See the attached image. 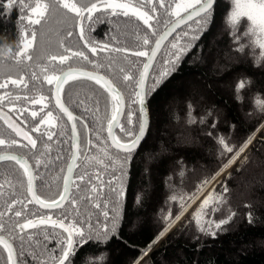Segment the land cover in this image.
<instances>
[{
    "label": "trees",
    "instance_id": "1",
    "mask_svg": "<svg viewBox=\"0 0 264 264\" xmlns=\"http://www.w3.org/2000/svg\"><path fill=\"white\" fill-rule=\"evenodd\" d=\"M44 2L49 4L45 20L41 25H29L30 7L22 5H34V0H14L11 9L7 8V0H0V83L8 81L6 88L0 89L3 97L0 106L10 108L27 121L24 128L32 130L37 146L26 147L23 152V146L17 145L19 139L1 120L0 139L17 141L9 151L19 150L29 159L39 197L51 202L62 193L73 150L72 139L65 143L66 138L72 137L71 128L53 99L55 84L49 85L45 76H59L66 69L77 67L112 80L126 98V116L117 136L122 143H128L131 137L125 132L138 133L140 113L138 104L133 103V90L146 60L136 57L134 52L150 51L165 29L151 21L153 29H148L136 17L101 10L84 22V40L90 48L96 45L102 48L107 43L109 48L126 51L98 48L92 54L78 34L74 14L58 8L52 0ZM69 2L82 5L95 0ZM134 4L142 8L140 3ZM234 10L235 0H216L206 21L203 16L180 30L160 54L147 87L149 133L124 165V195L118 204L108 201L107 218L97 216L98 210L89 207L92 226L89 231L84 217L74 211L70 202L62 210L41 212L25 199L27 177L23 170L15 163H3L0 211L12 201L13 194L24 201L5 213L6 228L11 220L17 219L14 216L17 210L22 211L21 222L25 218L51 216L67 225L77 223L90 238L82 241L75 236V253L65 264H264V47H261L264 40L247 18L233 22ZM32 31L36 32V41L28 54L33 59H17L24 33L30 37ZM69 31L72 36L67 35ZM146 34L149 44L143 45ZM182 47L185 50L179 60L173 57V67L168 63L169 56ZM78 51H84L94 63L72 55ZM52 55L57 60L52 61ZM62 55L69 59L62 63L59 60ZM166 69L170 71L161 79L160 73ZM125 74L133 76V81H123ZM14 79L22 83L11 84ZM107 95L101 86L84 78L67 84L63 92L65 104L78 117L82 139L73 194L90 195L89 175H99L104 181L113 175L121 176L120 164L125 154L117 152L108 139L113 113L112 101L105 102ZM41 96L44 99L40 103H33ZM32 111L38 115L32 117ZM48 111L53 114L49 124L38 123ZM35 127H40L41 132H35ZM46 130L55 133L51 141L46 134L41 135ZM101 149L107 150L111 161ZM58 153L62 159H56ZM37 159L42 161L38 169ZM98 160L108 164V169ZM83 173L87 175L81 181L77 177ZM242 183L249 184L248 196L242 195ZM102 191L107 196L109 189L104 187ZM84 204L85 201L78 200L76 208L83 212ZM33 211L35 217L31 215ZM179 220L182 222L175 225ZM45 231L49 241L43 238ZM27 232L32 234L34 243L47 246V255L40 257L39 264H58L66 243L59 244L51 236L67 235L50 225ZM17 243L13 242L15 247ZM4 258L5 252L0 256V264L5 262ZM18 259L37 264L28 255Z\"/></svg>",
    "mask_w": 264,
    "mask_h": 264
},
{
    "label": "snow or ice",
    "instance_id": "2",
    "mask_svg": "<svg viewBox=\"0 0 264 264\" xmlns=\"http://www.w3.org/2000/svg\"><path fill=\"white\" fill-rule=\"evenodd\" d=\"M52 3H54L58 8H62L66 10L67 13H72L74 16L72 17L74 20L77 21V26L79 27V35L80 38L84 39V27L83 24L86 20L90 21L92 19V15L96 12H99L101 10H104L105 12H108L111 15H117V16H124L129 17L133 16L138 18L139 20L143 21L144 25H147L148 29H153V25L150 23V20L153 18L149 15L148 12L140 10L139 7L133 6L131 3L128 2V0H123V2H117V0H95V2H91L90 4H82L78 5L76 2H69V0H52ZM145 3H148L151 6V10L153 13L156 11L155 4L153 3V0H145ZM156 4H159V7L163 10L165 20H164V31L162 34L159 35L158 39L154 42V47L151 48L150 51L146 50H137L134 52V55L136 57H142L146 58V60L142 64V71L138 74V79L134 81L135 88L133 90V95L135 96V100L133 103L139 104V110L140 113L146 117V105H145V81L147 79L149 69L152 67L153 61L155 60L158 51L161 49L162 43L167 39L169 35H171L172 32L176 30L181 24L186 23L189 20H192L193 16H199L201 13H208L209 10L212 8L213 0H203V3H201V0H194V2L191 3H176L175 6L171 3L165 7V0H155ZM14 0H7V8L11 9L13 7ZM199 5L197 8L196 6ZM2 6V5H0ZM23 7L27 8L30 7L32 15L27 17V22L29 25H41L42 21L45 20V17L48 15L49 11V4L47 2H44V0H34V5H28L23 4ZM192 9L191 12H189V9ZM181 11L187 12L188 15L186 17H181ZM171 17H175L176 19L172 20ZM239 17H247L248 20L251 22V24L254 26L253 30L256 29L259 30L261 34H264V0H247V2H243L242 0H235V11L232 14V21L235 22L237 18ZM99 19V18H97ZM202 19L205 21L207 20V16L205 15ZM171 25V26H170ZM68 36H72L73 33L69 31L67 33ZM151 35H155V31L153 30ZM187 35V33H185ZM36 41V32L32 31L31 35L29 37L28 33H24V43L23 47L16 53L17 59H26L31 61L33 57L28 54L29 50L33 47L34 43ZM88 41L84 40L85 46L88 45ZM143 45L149 44V38L148 34H146L142 38ZM172 47L174 49L177 48L176 44H173ZM261 47H264V43H261ZM98 48H101L100 45H96L91 47V53L95 54L97 53ZM103 49H109V51L114 52H124L126 49H122L119 47L116 48H109V45L106 43L102 46L101 50ZM185 49L182 47L177 50V52H173L169 56V64H172L173 67V57L176 61L179 60L180 54L183 53ZM67 51V49H66ZM73 56L81 57L83 60L88 61L89 63H94L93 61H90L88 56L85 55L84 51H78L73 52ZM50 59L52 61L57 60V56L52 55L50 56ZM69 59L68 56L62 55L59 57V60L63 63ZM100 67V66H97ZM109 67H111V64H109ZM46 72L47 69H44ZM124 69L121 68V72H123ZM170 69H166L164 72L160 73V78L162 79L164 76L168 74ZM77 75L86 77L89 81H95L96 84H101V81H104L103 87L108 94L105 97V102L110 99L112 101V116L111 121L117 120V115L120 114L119 105L123 102L122 96L119 92V90L110 82L104 80L103 76L95 75L91 72H80L77 73L73 70H69L66 73L63 74V76H45V79L47 80V83L49 85L55 84V97H56V105L59 108V111L64 114L69 121H73L72 124V132L73 136L68 137L65 140V143L68 139H72L75 141L74 147L77 149L76 152L70 153V159L71 163L67 166L66 172L67 176L63 180V191L62 193L58 194V199H53L51 202H46L45 200H42L35 191L34 188V175L32 173L31 167L28 165L27 161L24 160L22 157H18L17 155L13 154H7V155H0V160H7V161H15L17 165L23 170V173L26 175V193H25V199L27 200L28 204H39L41 207L46 208H63V203L65 200H69L70 204L72 205L74 211L77 212L78 215H82L84 217V225L91 231V217L88 215V208L91 207L92 209L98 210L97 216L102 215L104 218L108 217V210H107V204L108 201H112L116 204L119 203V200L124 195V188H123V169L124 165L127 163L129 157L131 156L132 152L135 150L137 145L139 144L140 140L145 135V123L143 120L138 121L139 128L138 133L133 134L131 130H128L125 132V135L130 136L131 140L128 143H122L121 140L116 137L115 135L112 136V146H114L116 149H119L125 153V156L123 157V163L120 164V171L121 176H115L108 181H104L100 178L99 175L91 176L89 175L88 184L90 185V195H79L73 194L71 192V186L74 184V181L72 179L74 168L77 166L76 161L79 158V136L76 134V117L73 116L72 112L69 111L67 107L61 102L60 95L62 91V85L66 83L70 78H75ZM123 81H133V76L125 74L123 76ZM159 81H154L155 83H158ZM8 81H5L4 83H0V89H4L7 86ZM11 84L13 85H19L22 83L21 80H11ZM153 85V87H154ZM139 89V90H136ZM151 90V88L149 89ZM44 97L41 96L38 100H33V103H40L41 100H43ZM0 100H3V97H0ZM99 103V101H97ZM87 111V109H85ZM38 114L36 111L31 112L32 117H36ZM53 114L51 111L46 112L44 117H41L40 121L38 123H43L45 125L49 124V121L52 120ZM0 119H4L5 122L8 124L9 128H13V130L18 135H23V137L27 140L28 145H30L32 148H36L37 141L32 138V136L28 135L27 132H23L20 128L14 126V124L9 121L6 117H0ZM129 123H131V118L129 117ZM35 132H41L40 127H35ZM108 131L111 134L112 133V123H109ZM121 131H125L123 127H121ZM47 135V140L51 141L53 139V135L55 133L50 130H46V132H42L41 135ZM17 143L16 140H12L9 144V147L12 145H15ZM60 141H57V144H59ZM5 140L0 139V145H4ZM50 151V149H47ZM231 151V149H228ZM101 151L104 153V156L108 158L109 161H111V156L108 155L106 149H101ZM63 157L58 153L56 159H62ZM41 159H37L35 162V167L38 169L41 166ZM98 163L102 164L104 169L107 170L109 165L104 164L103 160H98ZM45 168L47 167V164L44 165ZM63 171V170H62ZM85 175L87 173L78 174V179L83 181L85 178ZM94 181H99V184L94 183ZM77 189H79V185H76ZM104 187H107L109 189V192L107 196L103 193L102 189ZM0 188H3L2 185H0ZM78 200L85 201V204L83 205L84 211L80 212L79 209L76 208ZM24 204L23 200L17 199L15 197V194H13V199L11 202L8 203V206L5 208L4 211H0V247L6 252V258L5 264H27L26 261L23 259H18V257L22 258L26 255L31 256L33 261H36L37 264H39L40 257H43L47 255V246H40L38 242L32 241V234H29L27 232L28 229H37L41 225H47L51 224L53 229L59 228L63 229L65 233H67L66 238H59L56 235H52V240H57L59 244H65L66 248H61V256L58 260V264H65V261L69 259L70 254L73 252V237L79 236L82 241L89 239L90 237L85 236V228L77 226V223L73 222L70 225H65L63 220L57 219L53 220L51 216L47 217H39V218H25L23 222L19 218L22 217V211L17 210L14 211V216L17 218L16 220H11L10 224L5 226V223L3 221V217L5 216L6 212H12L15 204ZM208 201H205V204H207ZM66 211V210H65ZM33 217L36 216L35 211L31 214ZM63 215V213L61 214ZM216 227H219V225H216ZM6 233V234H5ZM99 235V233H98ZM43 238L45 241H49L50 237L49 234L45 231L43 233ZM18 242L17 247L19 251H17V247H14L13 242Z\"/></svg>",
    "mask_w": 264,
    "mask_h": 264
},
{
    "label": "water",
    "instance_id": "3",
    "mask_svg": "<svg viewBox=\"0 0 264 264\" xmlns=\"http://www.w3.org/2000/svg\"><path fill=\"white\" fill-rule=\"evenodd\" d=\"M215 3H216V0H213V4H212V8L209 10V12L213 9V7H214V5H215ZM207 13H201L199 16H193V18H192V20H189V21H187L186 23H184V24H181L178 28H176V30L174 31V32H172L171 33V35H169L168 37H167V39L162 43V46H161V49L158 51V53H157V56H156V58H155V60L153 61V64H152V67L149 69V73H148V76H147V79H146V81H145V89H144V91H145V105H146V113H147V115H146V117H144L141 113H140V110H139V113H140V120H143L144 121V123H145V135L143 136V138L140 140V142H139V144L137 145V147L135 148V150L132 152V153H134V152H136L141 146H142V144L144 143V141H145V139H146V137H147V135H148V133H149V128H150V112H149V109H148V103H147V86H148V82H149V78H150V75H151V73H152V70H153V68H154V66H155V64H156V62H157V60H158V58H159V56H160V54H161V52L163 51V49H164V47L166 46V44L168 43V41L171 39V38H173L183 27H185V26H187L188 24H190V23H192L193 21H195V20H197V19H199L200 17H202V16H204V15H206ZM188 14H186L184 17H186ZM78 30H79V27H78ZM84 42V41H83ZM154 47V46H153ZM69 70H73V71H75V72H77V73H80V72H91V73H93V74H95V75H99V76H103L104 77V80H106V81H110L118 90H119V92H120V94H121V96H122V100H123V102L119 105V110H120V114L119 115H117V120L116 121H112L111 123H112V133L110 134L109 133V131L107 132V134H108V139H109V142H110V144H111V146H112V136L113 135H115L116 137H117V131L119 130V128H120V126H121V124H122V122L124 121V118H125V116H126V110H127V102H126V98H125V96H124V94H123V92H122V90L114 83V82H112L110 79H108L106 76H104V75H102V74H100V73H98V72H94V71H90V70H87V69H82V68H69V69H67V70H65L60 76H63V74L64 73H66L67 71H69ZM79 78H86V77H83V76H80V75H77L75 78H70L66 83H64L63 85H62V91H61V95H60V100H61V102L65 105V107H67L68 109H69V111H71L70 110V108L65 104V102H64V100H63V96H62V93H63V89H64V87L68 84V83H70L71 81H74V80H76V79H79ZM87 79V78H86ZM92 82H95V81H92ZM103 83H104V81H101V84H98L99 86H101L103 89H104V87L102 86L103 85ZM137 90H139V89H137ZM53 99H54V102L56 101V97H55V86H54V90H53ZM55 104H56V102H55ZM137 104H138V102H137ZM57 106V105H56ZM58 107V106H57ZM138 108H139V104H138ZM72 112V111H71ZM72 114H73V116L74 117H76L77 118V116L72 112ZM65 116V115H64ZM0 117H6L9 121H11L13 124H14V126H16V127H18V128H20L23 132H25L24 131V129L22 128V126L7 112V111H5V110H3V109H0ZM66 117V116H65ZM66 119H67V117H66ZM1 121H3L4 122V124L8 127V124L5 122V120L4 119H0ZM67 121H68V123H69V125H70V128H71V131H72V124H73V121H69L68 119H67ZM75 123H76V129H77V131H76V134L75 135H77V136H79V146H80V151H79V158L77 159V161H76V167L74 168V172H73V176H72V179H73V181H74V179H75V174H76V171H77V168H78V163H79V159H80V154H81V146H82V139H81V135H80V129H79V126H78V123H77V119H76V121H75ZM9 128V127H8ZM12 132H13V134H15L18 138H19V140H21L22 142H25V143H28L27 142V140L23 137V135H18L14 130H13V128H9ZM72 136H73V132H72ZM74 144H75V141L74 140H72V150H73V152H76L77 151V149L74 147ZM116 151H118V152H121V153H124L123 151H121V150H119V149H116L114 146H112ZM7 154H13V155H17L18 157H22L24 160H26L27 161V163H28V165L31 167V170H32V173H33V175H34V177H35V179H34V188H35V191H36V194L38 195V192H37V182H36V174H35V172H34V169H33V167H32V165L30 164V162L25 158V157H23V156H21V155H18V154H14V153H7ZM7 154H3V155H7ZM125 154V153H124ZM6 162H13V163H15V161H7V160H0V165L1 164H3V163H6ZM71 163V162H70ZM66 176H67V172H66V174H65V178H66ZM74 185V184H73ZM73 185L71 186V192L73 191ZM69 203V200H65L64 201V203H63V208L67 205ZM34 204V203H33ZM40 210H42V211H46V212H53V211H57V210H61V209H63V208H46V207H41L39 204H35ZM50 224V223H49ZM66 225V224H65ZM67 226V225H66ZM63 230V229H62ZM64 231V230H63ZM75 236L73 237V252L70 254V256L74 253V251H75ZM70 256H69V258H70ZM68 261V260H67ZM67 261H65V262H67Z\"/></svg>",
    "mask_w": 264,
    "mask_h": 264
},
{
    "label": "flooded vegetation",
    "instance_id": "4",
    "mask_svg": "<svg viewBox=\"0 0 264 264\" xmlns=\"http://www.w3.org/2000/svg\"><path fill=\"white\" fill-rule=\"evenodd\" d=\"M134 1L136 0H128L129 3H131L133 6L135 7H138L136 4H134ZM117 2H123V0H117ZM181 2H185V3H191V2H194V0H165V7H167V5L169 3H171L173 5V7L175 6L176 3H181ZM153 3L155 4V7H156V11L155 13L152 12L151 10V6L148 4V3H145V0H141L140 2V5L142 8H140V10L142 11H146L149 13L150 16H152L153 18L150 20L151 22H154L157 26L160 25L162 28H164V20H165V16H164V12L163 10L159 7V4H156L155 3V0H153ZM201 3H203V0H201ZM196 7H199V5H197ZM214 9V8H213ZM189 12L192 11V9L190 8L188 10ZM213 10H211L210 12H212ZM209 12V13H210ZM208 13V14H209ZM187 14V12H184V11H181V17L185 16ZM207 14V15H208ZM172 20L176 19L175 17H171ZM171 26V25H170ZM187 27V26H186ZM185 28V27H184ZM183 28V29H184ZM182 30V29H181ZM170 42V41H169ZM168 42V43H169ZM167 43V44H168ZM166 44V45H167ZM166 47V46H165ZM88 50H90L91 48H87ZM164 50V49H163ZM91 51V50H90ZM0 109H3L1 106H0ZM8 109V110H7ZM7 109H4L6 110L11 116H13L16 121L23 126V128L28 124L27 121L22 118L21 116H18L16 113H14L10 108H7ZM59 109V108H58ZM65 117V116H64ZM25 131L28 133V135L32 136V130L30 132H28L26 129L27 128H24ZM9 144L10 142H5L4 145H0V148L1 147H6L4 149H0V155H3V154H7V153H14V154H19L23 157H25L28 161L29 159L24 155L22 154L19 150H16V151H9L10 147H9ZM21 144L23 146V152L25 151V148H30L31 146L28 145V143H24V142H20L18 140V143L17 145ZM32 148V147H31ZM7 149V150H6ZM32 165V164H31ZM38 191V190H37ZM42 212V211H41ZM42 217H47V216H42ZM53 218V217H52ZM15 247V246H14ZM6 253V252H5ZM4 255V251L2 249V247H0V256H3ZM7 255V254H6ZM2 258V261H3V257ZM3 264H5V262H3Z\"/></svg>",
    "mask_w": 264,
    "mask_h": 264
},
{
    "label": "rangeland",
    "instance_id": "5",
    "mask_svg": "<svg viewBox=\"0 0 264 264\" xmlns=\"http://www.w3.org/2000/svg\"><path fill=\"white\" fill-rule=\"evenodd\" d=\"M136 2H137V3H140L141 0H136ZM243 2H247V0H242V3H243ZM234 11H235V10H234ZM239 18H242V17H239ZM239 18H237V20H238ZM243 18H247V17H243ZM247 19H248V18H247ZM231 20H232V19H231ZM237 20H236V21H237ZM248 21H249V20H248ZM249 23H250L251 27L254 28V26L251 24L250 21H249ZM256 31L259 33L260 38H262V39L264 40V34H261V33L259 32L258 29H256ZM248 185H249L248 183H242V186H241V187H242V190H243V192H244L242 195L248 196V194H249L248 191H251ZM169 217H172V214H170ZM182 220H183V219H182ZM182 220H179L175 225H179V224L182 222ZM170 232H171V231H169V232H167V233H165V234L163 235V240H165V239L168 237V235L170 234ZM152 253H153V252H152Z\"/></svg>",
    "mask_w": 264,
    "mask_h": 264
},
{
    "label": "bare ground",
    "instance_id": "6",
    "mask_svg": "<svg viewBox=\"0 0 264 264\" xmlns=\"http://www.w3.org/2000/svg\"><path fill=\"white\" fill-rule=\"evenodd\" d=\"M155 67V66H154Z\"/></svg>",
    "mask_w": 264,
    "mask_h": 264
}]
</instances>
